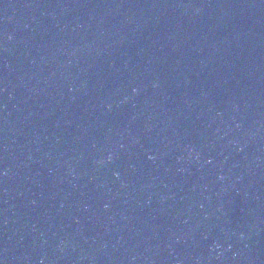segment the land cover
Masks as SVG:
<instances>
[{"label":"water","instance_id":"95a60500","mask_svg":"<svg viewBox=\"0 0 264 264\" xmlns=\"http://www.w3.org/2000/svg\"><path fill=\"white\" fill-rule=\"evenodd\" d=\"M0 264H264V0H0Z\"/></svg>","mask_w":264,"mask_h":264}]
</instances>
